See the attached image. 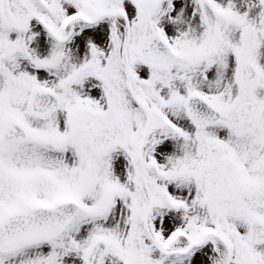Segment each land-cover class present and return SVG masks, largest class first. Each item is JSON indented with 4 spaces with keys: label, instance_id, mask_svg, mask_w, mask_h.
Wrapping results in <instances>:
<instances>
[{
    "label": "snow or ice",
    "instance_id": "6c2138e0",
    "mask_svg": "<svg viewBox=\"0 0 264 264\" xmlns=\"http://www.w3.org/2000/svg\"><path fill=\"white\" fill-rule=\"evenodd\" d=\"M0 264H264V0H0Z\"/></svg>",
    "mask_w": 264,
    "mask_h": 264
}]
</instances>
